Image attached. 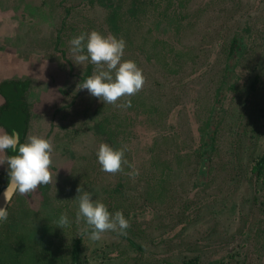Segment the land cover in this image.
Listing matches in <instances>:
<instances>
[{
  "label": "rangeland",
  "instance_id": "374dc122",
  "mask_svg": "<svg viewBox=\"0 0 264 264\" xmlns=\"http://www.w3.org/2000/svg\"><path fill=\"white\" fill-rule=\"evenodd\" d=\"M42 1L43 9L37 0H0L2 20L19 23L20 45H27L17 52L21 61L11 62L18 48L4 31L11 23L0 22V67L6 68L7 61V67L33 83L24 92L29 117L23 138L39 135L53 145L52 180L14 195L8 204V217L0 223V264H14L13 253L34 255L31 264H70L78 236V264H264V179L255 178L249 163L264 151V0H132L142 6L125 23L130 0H119L112 35L125 41L122 59L136 63L144 84L116 104L76 90L75 74L87 61L74 64L69 49V62L59 61V54L38 56L44 43L34 44L32 37L56 34L64 51L81 32L96 28L109 34L103 0ZM16 4L18 12L26 11L25 18L15 15ZM238 28L247 37L236 66L238 90H230L221 104L226 109L212 139L208 184L194 191L204 190L210 198L200 206L204 218L181 229L182 220L168 224V217L179 206L185 218L192 214L179 199L191 196L197 177L193 132H198L197 117L211 110L227 44ZM35 56L42 62L31 65ZM56 63L53 89L48 79L39 80ZM92 66L90 75L97 70ZM125 100L129 106H117ZM101 142L124 149L127 163L121 171H101L96 159ZM5 168L0 165V177L7 176ZM77 188L92 193L110 213L119 210L129 222L126 235L108 231L92 241L80 232ZM61 213L70 221L62 229L55 224ZM203 228L208 230L204 235Z\"/></svg>",
  "mask_w": 264,
  "mask_h": 264
},
{
  "label": "clouds",
  "instance_id": "9594fccd",
  "mask_svg": "<svg viewBox=\"0 0 264 264\" xmlns=\"http://www.w3.org/2000/svg\"><path fill=\"white\" fill-rule=\"evenodd\" d=\"M70 52L73 54L74 64L80 65L87 61L95 65L96 71L85 78L76 90H87L103 104H116L121 97L132 96L144 84L141 69L132 60H124L125 41L112 34H101L96 30L81 32L69 40ZM130 101L125 100L127 107ZM6 150L13 154L8 155ZM51 141L39 135H30L23 142L19 133L12 129L10 132L0 130V165L6 166L7 184L0 198V223L8 217L7 204L13 195L26 194L34 191L39 185L48 184L52 180L50 172ZM124 149L101 142L96 149V159L101 171L117 173L122 170V164L127 163ZM132 175L135 172L131 173ZM77 221H83L80 232L92 241L101 239L105 232L126 235L129 222L119 211L110 213L107 206L100 200L93 198L87 190L76 189ZM68 217L61 213L56 221V227L62 229L69 225Z\"/></svg>",
  "mask_w": 264,
  "mask_h": 264
},
{
  "label": "flooded vegetation",
  "instance_id": "af4514ba",
  "mask_svg": "<svg viewBox=\"0 0 264 264\" xmlns=\"http://www.w3.org/2000/svg\"><path fill=\"white\" fill-rule=\"evenodd\" d=\"M12 1H17V4L19 3V0H11V2ZM21 1L22 0H20V2ZM30 1L31 0H27L28 3ZM37 1L39 3V6L43 9L44 7L41 6L43 1L42 0H37ZM82 1L83 0H78L79 3H82ZM95 1H97V0H95ZM131 1L132 0H130L128 5H126L124 8L125 12H123V13L126 14V16L123 19V23L127 22L130 18H134L135 13L138 11V8H140L142 6L138 3H131ZM146 2H148V0H141V2H139V3L145 4ZM17 4H16V7L18 6ZM121 5L122 4L119 3V0H103L102 4H100L101 8L105 10V14H106V16H108V19H109V22H107L108 24L106 25L107 33L110 32V34H112L115 32V29L118 26L116 21H115L116 19H118L117 9L122 8ZM19 7L20 6H18V8H16L17 12H15V15L20 20L22 18H25L27 16V13H24V12H26L25 10L18 12V10L20 9ZM43 13L44 12L40 10V15H42ZM120 14H121V12L119 13V17H120ZM15 15H13L14 19H15ZM9 17H11V16H9ZM0 22L6 23V24L11 23L9 26H7V29L4 31L5 32L7 31V33L10 36V39H12L16 43L17 47H13V48H18V50L15 51L16 57H14V59H16V60L13 59L14 61H12V60H10V61L11 62L21 61V59H18L19 55L17 52L19 50H24L25 48H27V45H25V44L20 45V43L23 41V39H22V37H20L19 28H21V27L19 26V23L17 24L15 20H13L11 22L0 20ZM246 24H248V23H246ZM94 30H96L102 34V32L99 29L94 28ZM241 30L238 28L237 30L232 32L233 34L229 38L226 53H225L227 55V58L225 60V63L223 64L222 73H221L222 75H221L219 84L216 86L215 91H214L215 96L212 99V102L210 105L211 110L208 112H205V113L203 111L202 116L197 117L198 122H200V123L197 122L198 132H196L195 128H194V124L196 121L194 119L191 120V124L193 126V131H195V132H193L194 141L197 143V145H194L192 150H193L194 156L197 153L196 154L197 156H195V157L198 158V162L196 164L198 172H197V177L193 183L192 189L190 190L191 196H190V194H188L187 197H181L179 199V201L181 204L184 203V207H183L184 210L188 209L187 206L189 205L190 208L188 209V212H190V210H192V214L188 213V215L185 218L184 214L181 213L180 206H179V208L177 207V209L173 212V214L169 215V217H168V219H169L168 224L170 221H172L174 219L182 220L180 222L181 229L187 227V225H188V227L193 228V227H195L194 224L197 221V219L199 220V219L204 218V215L201 213L202 208L200 209V206L205 205V202L210 198V197H208L209 194L203 192L204 191L203 190L202 193L200 192L197 195V194H194V191H195V189L205 185V174L208 172L207 162L209 161V157H210V153H211V149H212L213 135L215 134L217 129L219 130L220 128H222L221 123H222L223 117H224V110L226 109V107L223 108L221 104L223 103L226 94L230 90H238L237 87L235 86L236 77L238 76L236 66L238 64V57H239L240 51L247 44V37L245 36V33L242 32ZM32 35H33L32 37H34V44L35 43H41V42L44 43V45L40 48V49H42V51L40 53H38V56L42 55L45 57H52V56L59 54L60 55L59 61L69 62V58H66V52L65 51L67 49H69L70 46H67V44H65L66 49L64 48V51H62L60 49V46H59L60 39L56 34L53 35V38L42 37V36L37 37V35H34V34H32ZM48 41L50 42V44L48 43ZM37 59H38V57L35 56L34 58H32L29 61V63L31 65H34L33 62H42L41 58L39 61ZM6 63H7V61H6ZM6 63L4 64L6 66V68L3 67V69L0 71V90L1 89L8 90V85H7L8 83H11L13 87L20 86L22 88V93L19 97H20L21 102L25 106L24 92H25V90H27L28 86H30L31 80H28L26 77L21 78L20 72H14L13 70L10 69V67H7ZM247 65H249V64H247ZM57 66H59L58 63H56L52 66L53 70H49V69L46 70L45 73L41 76L42 81L39 80V82H43L44 79L46 78L49 80V85L53 89L55 87H57L53 81V80H56L55 76H56ZM78 69H80V70L84 69L83 72H80V70H79L75 74V78H76L75 80L78 81V85H79L85 78L89 77L88 75H90V73H91L90 70L93 69V66L91 63H88V64H85V67H78ZM63 70L65 72L67 71L65 69H63ZM67 76L69 78L74 79V77H73L74 75L71 76L69 72L67 73ZM67 76L64 77V80H63L64 83L68 82ZM255 78L258 79L257 76H255L252 79V81ZM73 83L74 82L72 81L68 85H72ZM31 84H33V83H31ZM253 85L254 84H252V86ZM6 86H7V88H6ZM216 90H218V91L216 92ZM63 91L64 90H61V92H63ZM7 103H10V100L6 96L4 97V95L0 91V109L3 108L5 106V104H7ZM25 109H26L25 128H24V130L21 131V134L19 135L20 140L22 142L24 141L23 135H25L28 117H29V111L26 108V106H25ZM12 129H15L18 132V130L16 128L12 127ZM0 130L10 132L9 130H6L2 125H0ZM197 137H198V139H197ZM109 144H112V142L109 141ZM6 152H7V150H6ZM7 154H8V152H7ZM249 163L252 164L251 168L253 171V175H255V178L256 179H258V178L264 179V151L260 152V154L257 158H251ZM0 180L7 183V176H1ZM206 185L204 187H206ZM9 202H8V204H9ZM8 204L6 207H8ZM203 212L207 213V212H211V210L206 209ZM168 224H167V226H168ZM178 226H177V228H178ZM164 230L171 232L167 227ZM188 230H190V228ZM206 231H208L207 228H203L202 235H204V233ZM80 240L81 239L79 236L76 237L74 240L73 246L70 249V255H69L70 264H78L77 263V261H78L77 260V252L79 251L80 245H78V243ZM129 244L133 245L136 248L138 247L135 244H133L131 242V240H130ZM73 251L76 253L75 255L72 254ZM44 256L45 255H43L42 258H40V257H38V258L45 259L46 257H44ZM34 258H37V257H35L34 255L29 254V253H22L21 255L17 254V253H13L11 255L10 259L14 264H31L33 261H35ZM190 262H196V261L195 260H189L188 263H190Z\"/></svg>",
  "mask_w": 264,
  "mask_h": 264
},
{
  "label": "trees",
  "instance_id": "16d2710c",
  "mask_svg": "<svg viewBox=\"0 0 264 264\" xmlns=\"http://www.w3.org/2000/svg\"><path fill=\"white\" fill-rule=\"evenodd\" d=\"M7 85L8 90L1 89L0 91L4 97L6 96L10 100V103L5 104V106L0 109V125L9 131L14 127L18 130L20 135L21 131L25 128L26 121V109L19 97L22 93V88L20 86L13 87L11 83ZM7 152L8 155L13 154L9 150H7ZM5 183L6 182L0 180V189ZM72 254L75 255L76 253L73 251Z\"/></svg>",
  "mask_w": 264,
  "mask_h": 264
},
{
  "label": "water",
  "instance_id": "95a60500",
  "mask_svg": "<svg viewBox=\"0 0 264 264\" xmlns=\"http://www.w3.org/2000/svg\"><path fill=\"white\" fill-rule=\"evenodd\" d=\"M7 184V183H6ZM6 184L0 189V192H2L3 191V189L5 188V186H6ZM0 203H3V200H2V198H0Z\"/></svg>",
  "mask_w": 264,
  "mask_h": 264
},
{
  "label": "crops",
  "instance_id": "0c3cea01",
  "mask_svg": "<svg viewBox=\"0 0 264 264\" xmlns=\"http://www.w3.org/2000/svg\"><path fill=\"white\" fill-rule=\"evenodd\" d=\"M4 15H5V14H3V13L0 14V20H2V17H3ZM10 42H11V41H10ZM10 42H9V43H10ZM2 69H3V67H0V71H1Z\"/></svg>",
  "mask_w": 264,
  "mask_h": 264
}]
</instances>
